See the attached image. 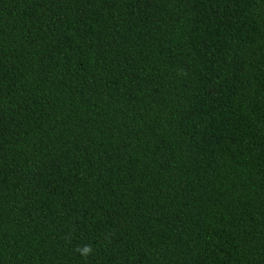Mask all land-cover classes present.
<instances>
[{"label":"trees","instance_id":"16d2710c","mask_svg":"<svg viewBox=\"0 0 264 264\" xmlns=\"http://www.w3.org/2000/svg\"><path fill=\"white\" fill-rule=\"evenodd\" d=\"M0 264H264V0H0Z\"/></svg>","mask_w":264,"mask_h":264},{"label":"clouds","instance_id":"9594fccd","mask_svg":"<svg viewBox=\"0 0 264 264\" xmlns=\"http://www.w3.org/2000/svg\"><path fill=\"white\" fill-rule=\"evenodd\" d=\"M92 251V248L90 245H85L82 251L83 255H88Z\"/></svg>","mask_w":264,"mask_h":264}]
</instances>
